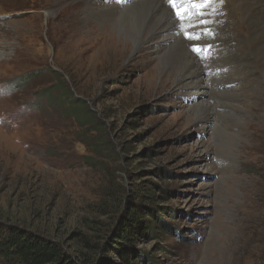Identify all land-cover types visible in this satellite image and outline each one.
<instances>
[{
  "label": "rangeland",
  "instance_id": "obj_1",
  "mask_svg": "<svg viewBox=\"0 0 264 264\" xmlns=\"http://www.w3.org/2000/svg\"><path fill=\"white\" fill-rule=\"evenodd\" d=\"M91 1L0 0V224L68 252L87 238L122 263L112 236L134 209L143 221L134 225L136 263L264 264V74L254 81L264 62L251 60L261 57L250 19L264 17V1L208 9V28L220 17L226 24L194 41L211 46L203 59L174 17L170 37L158 28L135 52L115 53L103 38L121 44L108 17L125 6ZM170 47L199 71L163 75L157 64ZM199 103L205 111L195 119Z\"/></svg>",
  "mask_w": 264,
  "mask_h": 264
},
{
  "label": "bare ground",
  "instance_id": "obj_2",
  "mask_svg": "<svg viewBox=\"0 0 264 264\" xmlns=\"http://www.w3.org/2000/svg\"><path fill=\"white\" fill-rule=\"evenodd\" d=\"M244 1V0H243ZM264 1V0H263ZM87 2V1H85ZM90 2H92L90 0ZM259 0H252V3H258ZM119 3L120 6H125L123 7V10L118 12L117 11V4ZM130 3V0H115L114 3L110 4L111 6H109L110 10L112 11H116L118 12V14L120 13L121 15H117L115 17L112 16H109L108 18H111V24L112 23H115V25L113 26H109L108 29H111L112 31H116L120 37H119V41L121 42L118 43L116 42V39H114L113 35L111 33H105L107 34L108 36H106L105 38H103V41H107L108 44H112L110 45V50H115L114 52H123L126 47H129L130 49H132L133 52H135L140 45L142 44H145V42L148 40V34L149 33H152L154 31H157L158 28H160L161 30L159 32L163 33L162 35H166L168 37L171 36L170 34V30H171V25L174 24L173 20H172V13L170 12L169 10V6L166 4H164V2H162V0H137L135 2H133L131 5L127 6L125 4H129ZM240 3V2H239ZM238 1L236 4H239ZM92 4V3H91ZM254 5V4H253ZM261 5V4H260ZM87 6H90V5H87ZM86 6V7H87ZM245 6V5H244ZM255 6V5H254ZM239 7V6H238ZM92 8V7H91ZM156 8H160L162 9L163 12L159 13L158 10ZM87 9V8H86ZM102 9V8H101ZM122 9V8H121ZM216 9V8H214ZM258 9V8H257ZM119 10V9H118ZM153 10H154V13L157 15H155L153 13ZM252 10V9H251ZM85 19L86 17H88L89 15V11L85 12L83 11V9H81ZM106 11V10H105ZM211 11H213V9H211ZM263 11V10H261ZM97 12V11H96ZM100 12V11H99ZM231 12V11H230ZM241 12V11H240ZM249 12V11H248ZM104 14V13H102ZM112 14V13H111ZM110 14V15H111ZM163 14H166L168 16L167 17H163ZM247 14V13H246ZM162 15V16H161ZM250 15V14H249ZM108 16V15H107ZM160 16V17H159ZM240 16V15H239ZM243 16H245L243 14ZM88 20L87 21H90L89 18H87ZM96 19V18H95ZM231 19V18H230ZM239 19V17H238ZM238 19H235V20H238ZM251 19V24L253 26V29H255V34L252 30V27L250 29V33L249 35L251 34V36H253L254 34L256 35V37L258 38V53H260V57H261V60L260 61H255L253 58H251L252 62L254 61V63L256 64H260L261 61L264 62V36L261 37L264 32H263V28H264V17H263V13L262 15H260V11H255V13L250 17ZM169 22L166 24V28L167 29L163 30V26H162V22ZM106 22H108L106 20ZM218 23H225L226 24V21H219ZM238 23V22H237ZM96 24V22H95ZM164 24V23H163ZM210 24V23H209ZM236 26V25H235ZM86 27V26H85ZM231 27L234 29V27L231 25ZM102 28V27H101ZM213 28V24L209 25V28ZM89 29V28H88ZM87 29V30H88ZM105 29V28H103ZM106 30V32H109V30ZM198 30V28H196ZM216 29L219 30V24L216 25ZM90 30V29H89ZM187 30L188 31H192L193 29L192 28H189L187 27ZM195 30V31H197ZM212 30V29H210ZM111 32V31H110ZM158 32V31H157ZM153 34L151 35L152 39H153V42L155 44H160L159 42L160 41H163L164 38H162V36L159 37V35L157 34ZM197 32H200V31H197ZM100 33V32H99ZM234 33L235 35L241 39L245 44H246V38H242L240 36V34L238 33V31H235L234 30ZM104 34V32H103ZM110 34V35H109ZM100 36V35H99ZM118 36V35H117ZM174 37V36H173ZM220 37V36H219ZM206 38V37H205ZM204 38V39H205ZM98 39V38H97ZM150 39V37H149ZM167 39V37H166ZM215 39V38H214ZM105 41V42H106ZM167 41V40H166ZM168 41H171V40H168ZM177 41V40H176ZM207 41V40H206ZM217 41V40H216ZM101 42V41H100ZM212 42V40H211ZM219 42V41H218ZM254 42V41H253ZM194 43V41H192V44ZM222 43H223V40L221 41V46H222ZM248 43V42H247ZM177 45V44H176ZM257 45V44H256ZM109 46V45H108ZM159 46V45H158ZM253 46V45H252ZM106 47V46H105ZM122 47V48H121ZM172 48H175V47H170V49ZM180 48V47H179ZM249 48V47H248ZM105 49V48H104ZM239 49L241 50V52H244V50H242L240 47ZM251 49V48H250ZM256 49V48H255ZM173 50V49H172ZM172 54L170 55V57L168 59H165L163 60L162 62L160 61V63H158L157 67L161 66V73H163V75H166V76H170L172 78L174 77H178V78H182L184 76H186V71L187 73L189 74V76L193 73V72H197L199 71V68L201 67L200 63L198 64L197 62H193L191 61L192 58L190 57V54L189 56L186 55L184 52L182 51H172ZM225 50V49H224ZM108 51V50H107ZM214 52V51H213ZM190 53V52H189ZM251 53H254V52H251ZM188 54V53H187ZM166 55V54H165ZM229 56L227 50L223 51L218 58V61L220 62V65H215L216 69H219L221 68L224 64H227V62L225 60L222 59V56ZM195 57V56H194ZM197 57V56H196ZM206 57V56H205ZM242 58V59H247V53L245 52L244 53V56H240V54L238 55V59ZM161 60V59H160ZM238 62V61H237ZM218 63V62H217ZM262 63V62H261ZM263 65V63L261 64ZM235 66V65H233ZM247 66V65H246ZM208 67V66H207ZM231 67V65H230ZM205 68V67H204ZM237 68V67H236ZM211 69V68H210ZM240 69V68H239ZM221 70V69H219ZM236 70V69H235ZM261 70L258 74V76L256 78H254L255 82L256 81H260L262 78H263V74H264V69L262 71V69H259ZM232 72V71H231ZM235 72V71H234ZM242 72V71H241ZM160 74V73H159ZM195 74V73H194ZM214 74L216 75V71L214 72ZM199 75V74H198ZM221 75V74H220ZM188 76V75H187ZM219 76V75H218ZM234 76V75H233ZM247 77V76H246ZM198 78V77H197ZM240 78V77H239ZM189 79V78H188ZM194 79V78H193ZM192 79V80H193ZM239 81V80H237ZM249 81V80H248ZM184 83V82H183ZM187 83V82H185ZM193 84V83H192ZM198 83L195 81V85L198 87L197 85ZM253 84V83H252ZM263 84V83H262ZM213 85V84H212ZM223 85V84H222ZM186 86V85H185ZM251 86V85H250ZM259 86V85H258ZM224 89V88H223ZM244 89V88H243ZM228 90V88H227ZM246 90V89H245ZM217 92V91H216ZM247 92V91H246ZM249 92V91H248ZM218 96V95H217ZM248 96V95H246ZM240 98V97H239ZM260 103V102H259ZM263 103V102H262ZM264 105V103H263ZM211 106V105H210ZM232 106V105H231ZM214 110V109H213ZM212 110V111H213ZM190 111L193 112V117L196 119V117L198 118L202 113H204L205 111V108L203 106V104H197L195 106H191L190 108ZM206 113V112H205ZM200 118V117H199ZM198 118V119H199ZM255 132V131H254ZM231 141V140H230ZM235 141V140H234ZM232 142V141H231ZM236 142V141H235ZM229 144V143H228ZM233 144V142H232ZM231 145V144H230ZM235 147V146H234Z\"/></svg>",
  "mask_w": 264,
  "mask_h": 264
},
{
  "label": "trees",
  "instance_id": "obj_3",
  "mask_svg": "<svg viewBox=\"0 0 264 264\" xmlns=\"http://www.w3.org/2000/svg\"><path fill=\"white\" fill-rule=\"evenodd\" d=\"M134 211V209L130 210L127 222L117 227L112 236L118 243L112 250L119 255L122 263L114 262L112 257L106 256L107 252L111 251L108 247L106 252H102L101 248L90 244L91 241L87 238L80 240L81 245L77 243L74 252H68L59 241L49 236L17 226L0 224L1 264H139L134 260L139 262L138 258L141 254L136 255L133 252L132 244L137 240V230L134 225L143 224V221L138 219L139 222L135 219L137 212ZM166 227L171 231L170 226ZM96 253H103L105 256L98 259ZM149 264L158 263L149 260Z\"/></svg>",
  "mask_w": 264,
  "mask_h": 264
},
{
  "label": "snow or ice",
  "instance_id": "obj_4",
  "mask_svg": "<svg viewBox=\"0 0 264 264\" xmlns=\"http://www.w3.org/2000/svg\"><path fill=\"white\" fill-rule=\"evenodd\" d=\"M217 2L218 0H165L174 19L181 22V31L184 38L188 41H200L202 37L211 36L213 34L207 27H203L201 32H197L195 29L209 23V21L203 19V17L206 14V10H215L213 5ZM185 25H188V27L193 30L188 31ZM210 47L211 46L208 45L205 48H201L199 44L194 43L191 45L190 50L203 59L206 57L202 56V53L207 52Z\"/></svg>",
  "mask_w": 264,
  "mask_h": 264
}]
</instances>
